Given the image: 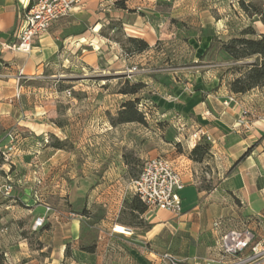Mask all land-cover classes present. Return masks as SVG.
I'll return each mask as SVG.
<instances>
[{
    "label": "crops",
    "instance_id": "crops-1",
    "mask_svg": "<svg viewBox=\"0 0 264 264\" xmlns=\"http://www.w3.org/2000/svg\"><path fill=\"white\" fill-rule=\"evenodd\" d=\"M115 1L85 0L67 16L52 22L48 30L34 40L30 52L23 53L11 49L10 46L16 41L15 29L19 17L34 0H0V149L5 146L6 135L12 131L16 138L20 135L19 132L35 138V143H39V140L46 135L50 139L72 141L74 144L70 148H56L51 144L46 146L44 144V147L38 144L29 146L26 152L31 154V158L27 160L30 163L26 162V164L31 165L32 173L28 176H23L18 171V167L10 170L4 163L0 164V170L14 177L17 184L20 183L18 187L27 182L26 180H31L37 187L46 186L49 196L59 195L65 201V205L60 209L75 212H69V215L62 210L58 212L54 206L53 208L44 200L35 208L36 216L44 213L45 205L53 209L47 213V220L44 222V224L50 222L46 230L47 246L43 247L49 250L44 257V264H57L54 257L57 249L61 260L64 257L63 242L55 244L54 230H52L56 227L55 223L60 228L67 227L66 235L61 238L75 239L70 246V254L74 256L78 252L83 254L74 258L65 256L69 264H98L99 246H96V252L87 254L85 248L81 250L78 245L77 239L82 233L81 225L84 220H94V225L107 227L109 234L124 237L126 234L135 233L134 228L130 227L122 217L128 210L139 215L140 218L144 217L151 225L150 228L136 235L135 240L145 243L163 234L168 224V221L159 218L158 212L148 215L150 212L148 209L142 213L134 210L132 201L135 196L130 190L128 180L118 177L117 174L110 176L114 168H110L106 163L105 166L103 165L104 154L117 151L120 146L117 137L120 125L104 127L105 116L101 114L88 116L86 111L77 110L73 115L71 108L78 102L81 105L82 102L87 101L86 99L54 98L45 101L31 99L34 109L28 112L25 108L23 95L30 87L33 90L39 88L29 80L38 81L53 77L55 72L50 70H54L60 64L67 67L66 63L69 60L75 61L77 58V62H81V65L83 62L81 68L84 69V65L95 67L99 60L111 58L119 63L118 71L134 72L129 70L133 68L129 65L132 56L123 54L118 43L105 38L106 36L101 33L103 26L110 20L121 22L122 37L143 39L149 47L167 36V20L162 17L161 11L162 0H124L125 8L115 7ZM178 1L179 4L183 3V0ZM210 38V35L201 37L205 49L210 44ZM148 53L145 51L144 55ZM133 75L136 74L130 76ZM202 78L204 80L197 82L196 85L192 83L183 85L178 82L169 85L159 84L158 88L165 90L164 92L176 93L173 100L161 102L163 107L160 110L162 115L169 116L168 114H172L176 108L182 119L181 138L185 144H189V150L199 142V138L196 139L192 134L198 129L217 141L211 144L209 150L214 159L212 163L217 162L216 169L220 164L231 167L234 160L254 145L234 170L219 178V182L213 188L214 191L224 187L231 193L232 199H226L227 206L222 209L223 211L214 207L213 212L219 210L218 216H223V229L233 226L247 227L253 232V239L238 256L243 258L250 256L252 246L257 244V250H261L262 253L247 264H264V98H255V95L257 97L255 93L261 95L258 90L243 94H235L227 90L225 92L229 95H223L222 86L216 88L217 83L205 80V76ZM145 83L148 84L147 81ZM59 118H62V121ZM100 122L103 124L99 125ZM92 134L95 136H90ZM108 134L112 136L111 141L106 140ZM145 142L146 140H143V145ZM75 154H80V159L75 158ZM124 166L123 163L119 165L120 171L125 170ZM174 168L179 171L184 181V187L180 191L181 211H184L182 217L191 219L193 210L198 208L197 199L201 196L194 187V163L187 158L184 162H176ZM20 193L19 188H15L12 198H8L1 206L7 208L12 205ZM213 196L215 195L211 193L207 198L210 200ZM189 208L191 210H188ZM95 210L101 211V214L93 216ZM193 215L199 218L200 213L195 211ZM218 216L216 215L214 219ZM210 227L212 228V223ZM211 228L201 233L198 244L199 250L207 253L206 257L216 259L219 232ZM193 250L195 248L187 253L188 256L184 253L180 254L179 258L188 257L189 261H193L189 259L195 258ZM225 260L232 261L234 258L229 257ZM30 261L33 263V260Z\"/></svg>",
    "mask_w": 264,
    "mask_h": 264
},
{
    "label": "rangeland",
    "instance_id": "rangeland-1",
    "mask_svg": "<svg viewBox=\"0 0 264 264\" xmlns=\"http://www.w3.org/2000/svg\"><path fill=\"white\" fill-rule=\"evenodd\" d=\"M240 1L252 3L251 8L247 11L243 10L239 4ZM178 2V0H162V17L167 20L166 30L168 34L144 51L134 52L132 50L133 44L127 39L128 37L121 36V27L112 30L108 22L101 29V33L106 36L105 38L115 41L121 46L123 54L132 56L128 62L130 66L134 67L133 73L118 71L119 63L111 58L99 60L95 67L84 65L85 67L82 69L83 62L81 65V62H77L76 58L75 61L69 60L66 63L67 67H63L59 63L60 65L54 70H50L55 72L53 77L38 81L29 80L31 84L39 86V88L36 87L33 90L30 87L29 91L23 95L26 102L25 108L28 112L34 109L31 99L43 101L54 98L86 99V102H82L81 105L78 102L71 108L73 115L77 113V110L86 111L88 116L101 114L105 116L104 127L120 125L117 136L120 146L117 151L104 154L103 165L105 166L106 163L110 168H114L113 174L110 176L117 174L118 177L128 180V184L132 178L137 176L146 158L164 157L173 168L176 162H184L189 158V144H185L181 138L183 136L182 119L176 112V108L172 114H168L169 116L162 115L160 110L163 107L161 102L173 100L176 93L174 91L169 92V94L164 92L165 90L158 88L159 84L169 85L178 82L183 85L187 83L196 85L197 82H202L204 80L202 77L205 76V80L217 83L216 88L222 86L223 95H229L225 91L230 92L228 83L236 76V71L230 65L232 61L229 56L221 49V43L231 37L239 36L241 31L247 28L254 30L255 33H264V23L259 18V11L264 16V0H183V3L180 4ZM253 11H257V13L254 14ZM207 35L211 37V46L205 49V43L201 41V37ZM145 51L149 53L144 55ZM137 54L143 55L138 56ZM252 59L254 58H250L248 61ZM134 73L136 75L130 76ZM127 80L130 83L141 82L143 86L135 94H123L120 91L126 85ZM168 80L171 82H167ZM251 90H254L253 92L258 90L261 93V95L255 93L257 94L255 98H264V85ZM168 95H171L170 98L167 97ZM136 98L139 103L137 105L138 110L143 114L145 122L133 121L113 124L111 119L116 118L121 104L126 100ZM51 109L53 108L51 107ZM59 119L62 121V118ZM103 123L100 122L99 125ZM199 130L192 133L196 139L197 136L194 135ZM19 134L17 138L14 131L6 135L5 146L0 149V164L4 163L5 167L10 170L18 167V171L23 176H28L32 173L31 165L26 164V162L30 163L27 160L31 158V154L26 152L29 146L38 144L44 147V144L45 146L52 144L57 138L50 139L45 135V138L40 139L39 143H35V138L21 132ZM206 135L208 134L204 132L199 138V142L206 141L210 146L217 142L210 135H208L210 139H207ZM90 136H95V134ZM115 137L113 136V138ZM106 140L111 141L112 136L108 134ZM143 140H146L144 145ZM61 141L65 142L66 148L74 146L72 141ZM242 154L233 161L231 167H226L227 164H220L218 169L215 168L217 162L212 163L214 159L210 153L201 162L192 160L195 167L193 171L194 187L201 193V196L197 199L198 208L193 210L191 219L182 217L184 211L174 215L162 209L150 210L148 215H154L158 212L159 218L165 219L168 224L163 234L153 237L147 243L135 240L137 233L147 229L146 219L140 218L139 215L128 210L123 213L122 217H124L125 222L130 224V227L134 228L135 233L126 234L124 237L109 234L107 227L94 225V220H84L81 225L82 233L77 239L79 248H93L92 252L86 251L88 254L96 252V246H99L97 251L98 264H156L158 255L161 253L167 252L178 259H183L179 258V255L184 253L188 256L187 253L194 248L195 258L189 259L201 263L206 262L208 257L205 255L207 253L199 250V237L201 233L209 231L214 217L220 213L219 210L213 212L214 207L223 211L222 209L227 206L226 199H232L231 193L224 187L218 191H214L213 188L219 182L220 177L234 170L244 160L245 156L240 158ZM74 157L80 159V154H75ZM120 162L125 165L124 171L119 169ZM6 174L0 170V175L9 178L12 185L9 197H0V264H19L21 262L44 264V257L49 250L43 247L47 246L45 244L48 241L46 230L50 222L47 221L42 227H35L33 224L37 217L35 208L44 200L50 203L52 207L54 206L55 208H53L58 212L62 210L63 213L69 215L68 213L73 211L60 209L65 205V201L59 195L49 196L46 186L37 187L31 180H26L27 182L18 187L20 183L17 184L14 177ZM15 188H19L21 192L16 201L7 208L1 206L8 198H12ZM211 193L215 196L209 200L207 196ZM52 207L51 210L53 211ZM195 211H199V218L193 215ZM100 212L95 210L93 216L100 215ZM47 213L44 210V213L41 214V216L45 214L44 222L47 220ZM54 225L56 227H53L52 230H54L55 244L58 245L61 242L64 244L62 260L58 249L54 257L57 264H69L65 256L74 258L83 254L78 252L75 256L71 255L69 249L75 239L61 238L66 235L65 229L67 227L60 228L57 223ZM30 260H33V263Z\"/></svg>",
    "mask_w": 264,
    "mask_h": 264
},
{
    "label": "built area",
    "instance_id": "built-area-1",
    "mask_svg": "<svg viewBox=\"0 0 264 264\" xmlns=\"http://www.w3.org/2000/svg\"><path fill=\"white\" fill-rule=\"evenodd\" d=\"M85 0H34L32 5L19 17L15 34L16 41L11 49L23 53H29L34 40L48 30L52 22L65 17L70 12L84 3ZM134 70V67L131 69ZM204 132H197L194 136L200 138ZM207 139H210L206 135ZM130 190L148 210H165L176 215L182 209L180 191L184 187V181L178 170L161 156L146 158L137 176L130 180ZM12 185L9 178L0 175V197L7 198L11 194ZM264 197V196H263ZM45 211H51V207L45 205ZM72 214V213H71ZM73 215V214H72ZM45 214L37 216L33 224L42 227ZM223 216H218L212 221V228L219 232L217 241L218 257L208 258L206 262L178 259L170 253L164 252L158 255L156 264H247L255 256L262 253L257 250V244L252 246V254L248 257H239L249 242L253 239V232L247 227L224 228ZM233 257L228 261L225 258Z\"/></svg>",
    "mask_w": 264,
    "mask_h": 264
},
{
    "label": "trees",
    "instance_id": "trees-1",
    "mask_svg": "<svg viewBox=\"0 0 264 264\" xmlns=\"http://www.w3.org/2000/svg\"><path fill=\"white\" fill-rule=\"evenodd\" d=\"M241 8L245 11L251 8L252 3L239 2ZM114 6L117 8H125L124 0H116ZM27 7H30V3ZM259 11V10H258ZM252 13H257L253 11ZM259 18L264 23L263 13L259 11ZM110 28L112 30L121 27V22L118 20L109 21ZM247 35H253L248 37ZM133 44L134 52H141L149 48L146 41L140 38L128 37L127 38ZM211 46H208V48ZM221 49L229 56L232 61L230 64L236 71V76L232 78L228 87L229 90L235 94H243L249 90L264 85V33L257 32L247 28L243 29L239 36L231 37L221 43ZM250 58H254L249 60ZM242 61V62H240ZM143 86L141 82L130 83L126 81V85L121 89L123 94H135ZM138 101L136 99L126 100L121 104L120 109L115 119H111L113 124L125 123V122H138L144 123V116L138 110ZM56 148H64L65 142L56 140L51 144ZM254 146V145H253ZM253 146L249 147L240 158L249 154ZM210 144L206 141L196 143L188 153V157L197 162L203 161L204 157L209 154ZM133 209L139 213L146 210V206L135 196L132 201ZM151 225L147 224V228ZM92 252L93 248L84 249Z\"/></svg>",
    "mask_w": 264,
    "mask_h": 264
}]
</instances>
